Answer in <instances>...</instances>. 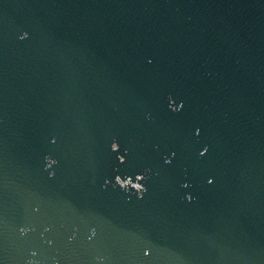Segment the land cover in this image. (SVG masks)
<instances>
[{
    "label": "water",
    "instance_id": "95a60500",
    "mask_svg": "<svg viewBox=\"0 0 264 264\" xmlns=\"http://www.w3.org/2000/svg\"><path fill=\"white\" fill-rule=\"evenodd\" d=\"M0 264H264V0H0Z\"/></svg>",
    "mask_w": 264,
    "mask_h": 264
},
{
    "label": "clouds",
    "instance_id": "9594fccd",
    "mask_svg": "<svg viewBox=\"0 0 264 264\" xmlns=\"http://www.w3.org/2000/svg\"><path fill=\"white\" fill-rule=\"evenodd\" d=\"M25 35H26V34H25ZM24 38H25V36H21V37H20V39H24ZM168 107H169L170 109H172L173 111H176V110H177L176 105H175V104H169V102H168ZM204 151H207V149L205 148ZM201 155H203V152H201ZM120 162L123 163L122 161H120ZM50 175H51V173H50ZM130 179H131V178H129V177H125L124 179H121L120 176L117 175V176H115V178H114V183H115L116 185H118L121 189H124V190H128L129 188H132V187H137V185H136L135 183H132L131 186H129V187H126V186H125V184L128 183ZM135 179L138 180V179H139V176L136 175ZM107 183H108V181L105 180V184H107ZM143 191H144V188H143L141 191L136 192V193H137V195H139V194L142 193Z\"/></svg>",
    "mask_w": 264,
    "mask_h": 264
}]
</instances>
